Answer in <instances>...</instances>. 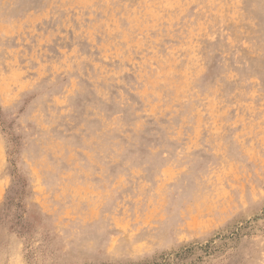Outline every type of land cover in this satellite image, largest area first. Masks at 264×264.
<instances>
[{
    "label": "rangeland",
    "instance_id": "rangeland-1",
    "mask_svg": "<svg viewBox=\"0 0 264 264\" xmlns=\"http://www.w3.org/2000/svg\"><path fill=\"white\" fill-rule=\"evenodd\" d=\"M0 264H264V0H0Z\"/></svg>",
    "mask_w": 264,
    "mask_h": 264
}]
</instances>
